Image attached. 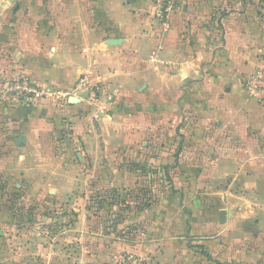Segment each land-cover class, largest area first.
<instances>
[{
	"label": "rangeland",
	"instance_id": "obj_1",
	"mask_svg": "<svg viewBox=\"0 0 264 264\" xmlns=\"http://www.w3.org/2000/svg\"><path fill=\"white\" fill-rule=\"evenodd\" d=\"M81 1L86 8L92 2ZM70 2L0 0V219H6L7 233L19 238L27 261L37 252L33 244L38 240L34 259L40 264L49 244L56 264H115L136 255L148 264H168L173 257L188 259L187 264H222L207 253L206 232L199 227L201 235H192V217L201 224L210 212L222 225L226 210L258 213L259 170L212 181L211 140L207 128L193 123L208 113L200 69H244L243 87L264 70V0H175L167 31L154 14L151 30L162 38L175 30L173 38L186 44L181 53L194 61L189 64L194 71L180 86L164 91L153 81L141 135L111 152L102 143L99 156L79 149L68 129L47 130L39 147L14 141L19 131L12 119L16 104L23 103L6 93V86L27 78L18 60L25 56L21 45L30 48L48 21L64 18ZM40 90L52 98L69 93L58 103L73 96L70 90ZM202 130L204 136L197 138L194 132ZM27 146L28 155L20 158L18 148ZM169 225L172 238L166 241Z\"/></svg>",
	"mask_w": 264,
	"mask_h": 264
},
{
	"label": "crops",
	"instance_id": "obj_2",
	"mask_svg": "<svg viewBox=\"0 0 264 264\" xmlns=\"http://www.w3.org/2000/svg\"><path fill=\"white\" fill-rule=\"evenodd\" d=\"M64 14V18L48 21L46 31L30 48L23 42L25 56L18 59L24 64L21 73L38 88L51 91H73L85 74L91 86L98 87V99L91 102L86 92L73 91V96L61 103L57 99L34 105L21 101L23 105L16 104L12 119L19 131L14 141L22 135L25 145L34 142L39 147L47 130L68 129L69 138L79 143V149L91 156L103 155L99 149L102 143L111 152V147L119 148L116 144L141 135L139 123L147 121L145 100L153 81L163 91L172 84L180 86L183 78L193 73L189 64L194 61L184 58L181 51L186 50V44L173 38L175 30L163 38L151 30L155 22L151 0H92L88 8L81 0H71L64 5ZM195 26L193 20L191 27ZM110 40H120L121 44L110 47ZM261 47L264 55V38ZM29 52L32 54H26ZM200 71L206 78L201 85L207 90L208 113L193 123L198 121L207 128V139L211 140L210 177L212 181L227 176L235 180L247 171L259 170V212L226 210L222 225L220 217L210 212L202 216L206 221L201 224L195 215L191 233L201 235L197 234L199 227L206 232L203 245L209 256L222 264H264V98L249 96L239 82L246 74L244 69L226 72L214 65ZM194 133L197 138L204 136L203 130ZM18 149L20 158H26L30 151L29 146ZM7 225L5 218L0 219V264H40L34 259V255L39 256L40 242L33 244L37 252L27 261L26 250L19 238L7 233ZM171 225L166 241L172 238L168 233ZM52 254L49 244L44 264H56ZM188 261L173 257L168 264Z\"/></svg>",
	"mask_w": 264,
	"mask_h": 264
},
{
	"label": "built area",
	"instance_id": "obj_3",
	"mask_svg": "<svg viewBox=\"0 0 264 264\" xmlns=\"http://www.w3.org/2000/svg\"><path fill=\"white\" fill-rule=\"evenodd\" d=\"M154 2V14L157 18L158 23L163 27L164 31L168 30V21L169 16L173 10L175 0H153ZM245 90L249 96L260 99L264 98V70L257 71V74L250 79L248 82H245ZM6 93L15 96L18 100H21L25 104H37L40 101L48 99H57L68 97L67 94H57L52 96L50 94L42 92L36 85L31 83L27 78H20L12 80L6 86ZM73 91L75 92H86L88 99L93 102L97 101L99 96V90L97 86H91L87 75L81 76L78 79L76 86ZM260 97V98H259ZM115 264H148L147 260H143L137 256H127L121 261L116 262Z\"/></svg>",
	"mask_w": 264,
	"mask_h": 264
},
{
	"label": "water",
	"instance_id": "obj_4",
	"mask_svg": "<svg viewBox=\"0 0 264 264\" xmlns=\"http://www.w3.org/2000/svg\"><path fill=\"white\" fill-rule=\"evenodd\" d=\"M18 9V6L15 7V10L16 11ZM121 44V41L120 40H110L107 42V45L112 47V46H116V45H119ZM25 139L23 138V136H20L19 138L16 139L15 141V144L17 146H20V144L24 143Z\"/></svg>",
	"mask_w": 264,
	"mask_h": 264
},
{
	"label": "flooded vegetation",
	"instance_id": "obj_5",
	"mask_svg": "<svg viewBox=\"0 0 264 264\" xmlns=\"http://www.w3.org/2000/svg\"><path fill=\"white\" fill-rule=\"evenodd\" d=\"M14 9H15V8H14ZM15 12H17V10H16Z\"/></svg>",
	"mask_w": 264,
	"mask_h": 264
}]
</instances>
